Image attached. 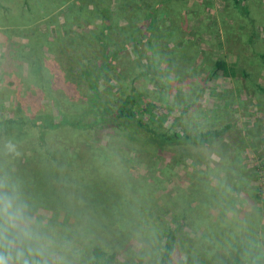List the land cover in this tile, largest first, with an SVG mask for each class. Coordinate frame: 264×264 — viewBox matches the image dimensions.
Here are the masks:
<instances>
[{
  "label": "rangeland",
  "instance_id": "1",
  "mask_svg": "<svg viewBox=\"0 0 264 264\" xmlns=\"http://www.w3.org/2000/svg\"><path fill=\"white\" fill-rule=\"evenodd\" d=\"M261 54L264 0H0L7 117L91 120L86 71L102 70L99 115L133 94L168 116L160 129L224 130L210 144L162 150L126 123L99 139L68 125L44 140L38 127L0 138V198L23 216L0 256L97 264L99 246L113 256L105 264H159L165 235L179 228L169 264H231L237 253L264 264ZM218 58L248 76L216 71Z\"/></svg>",
  "mask_w": 264,
  "mask_h": 264
},
{
  "label": "trees",
  "instance_id": "2",
  "mask_svg": "<svg viewBox=\"0 0 264 264\" xmlns=\"http://www.w3.org/2000/svg\"><path fill=\"white\" fill-rule=\"evenodd\" d=\"M264 60V54H261ZM112 57V56H111ZM107 61L106 65H108ZM215 70L221 71L225 76L247 77L248 73L243 71L241 74L232 67L228 61L222 58L216 59ZM89 76L90 87L96 91L92 98L93 105L91 110L96 113L93 119L86 120L84 118L68 117L66 114H61L57 121L50 119H42L37 114L31 116H19V117H7L5 110H0V116L5 119L0 120V138L4 136L13 137L16 140L23 139L27 134V128L38 127L40 137L44 140L47 132L51 129L58 128L60 126L68 125L76 129H93L96 131V139L100 138V131L105 127L114 124L122 125L124 123L130 125L135 131L143 132L148 135L149 142L154 144L159 150H162L167 145L184 144L201 146L204 144H210L218 139L224 132L223 129H210L200 131L197 133L183 132L180 130L160 129L153 124L157 121L168 122L169 118L166 114H159V107L151 101H143L134 96L128 94L116 108H112L109 105L103 104L102 112L100 115L97 111L99 103L96 102L99 97L98 81L101 79L99 76H103L105 73L100 70L86 71ZM97 76V77H95ZM260 91L264 92V86H259ZM103 102H100L102 104ZM109 113V116L107 115ZM175 123H172V127ZM179 228H173L168 231L164 237V252L160 259L159 264H169L170 259L176 248L177 232ZM92 252L95 256L97 264H105L110 261L113 256H106V252L99 246H94ZM104 260V261H103ZM231 264H243L240 254L237 253Z\"/></svg>",
  "mask_w": 264,
  "mask_h": 264
},
{
  "label": "clouds",
  "instance_id": "3",
  "mask_svg": "<svg viewBox=\"0 0 264 264\" xmlns=\"http://www.w3.org/2000/svg\"><path fill=\"white\" fill-rule=\"evenodd\" d=\"M23 219L21 210L14 208L11 199L4 197L0 198V220H3L6 228L0 229V242L5 240V232L8 228H19V222ZM0 264H7L4 257L0 256Z\"/></svg>",
  "mask_w": 264,
  "mask_h": 264
}]
</instances>
